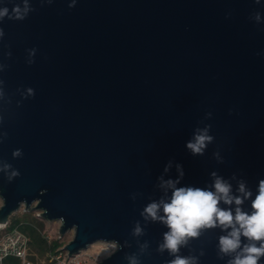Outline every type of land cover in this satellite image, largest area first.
Wrapping results in <instances>:
<instances>
[{
	"label": "water",
	"instance_id": "1",
	"mask_svg": "<svg viewBox=\"0 0 264 264\" xmlns=\"http://www.w3.org/2000/svg\"><path fill=\"white\" fill-rule=\"evenodd\" d=\"M4 9L0 224L22 206L72 233L69 256L113 242L98 264H229L240 249L221 253L219 238L231 229L161 252L169 228L144 209L170 202L167 181L215 191L219 177L252 212L264 180V0H0ZM204 130L212 140L194 154L187 144Z\"/></svg>",
	"mask_w": 264,
	"mask_h": 264
},
{
	"label": "clouds",
	"instance_id": "2",
	"mask_svg": "<svg viewBox=\"0 0 264 264\" xmlns=\"http://www.w3.org/2000/svg\"><path fill=\"white\" fill-rule=\"evenodd\" d=\"M14 11L17 19H23L19 7ZM6 14L7 9L0 11V17ZM211 140L212 137L207 135V130H204L203 133L196 135L194 141L189 142L187 147L194 154H202ZM18 154V152L14 153V155ZM17 174L13 173V175ZM213 175L215 176V173ZM166 183L174 188L170 202H153L144 209L146 218L160 219L169 228L164 234V243L159 246V251L163 252L167 249L170 253H177L180 245L186 243V238L197 237L200 229L219 225L223 230L231 229L227 235L219 238L220 252L227 255L240 249L229 264H258L260 258L264 256V180L260 181L258 194L252 200L250 214L241 210L239 205L243 200L239 196H231V185L219 177L215 179V191L193 187L175 188L173 181ZM239 191L244 193L245 198L251 196L250 192L245 191L243 183L240 184ZM221 200L228 205L234 202L237 205L235 214L230 208L219 207ZM161 204L164 215L158 216ZM140 232L141 229L137 226L135 234L138 235ZM241 236L249 241L242 248ZM255 242H260L259 246ZM131 264H137L134 258H131ZM170 264H195V258L176 256Z\"/></svg>",
	"mask_w": 264,
	"mask_h": 264
},
{
	"label": "built area",
	"instance_id": "3",
	"mask_svg": "<svg viewBox=\"0 0 264 264\" xmlns=\"http://www.w3.org/2000/svg\"><path fill=\"white\" fill-rule=\"evenodd\" d=\"M58 223L60 226V222ZM98 244L101 248L95 255L80 251L71 256L63 250L61 245L53 252H49L44 261L37 263L31 260L27 235L17 228H10L9 221L6 224H0V264H7L9 259H15L18 264H98L101 259L109 256L116 249L113 242H98Z\"/></svg>",
	"mask_w": 264,
	"mask_h": 264
},
{
	"label": "trees",
	"instance_id": "4",
	"mask_svg": "<svg viewBox=\"0 0 264 264\" xmlns=\"http://www.w3.org/2000/svg\"><path fill=\"white\" fill-rule=\"evenodd\" d=\"M44 221L37 218L33 213L24 212L20 217H11L9 220L10 228H17L29 238L30 250L39 257H43L49 252H53L57 247L61 246L57 240L48 242L42 234ZM30 251V252H31ZM31 252V260L34 262L39 259L34 258ZM7 264H18L15 259L7 260Z\"/></svg>",
	"mask_w": 264,
	"mask_h": 264
},
{
	"label": "rangeland",
	"instance_id": "5",
	"mask_svg": "<svg viewBox=\"0 0 264 264\" xmlns=\"http://www.w3.org/2000/svg\"><path fill=\"white\" fill-rule=\"evenodd\" d=\"M0 204H1V200H0ZM23 213H24V210H23V207L21 206L16 212H14L9 217V220L11 217H20ZM31 213H33V215L37 217L36 212H31ZM37 218H39V217H37ZM58 228H59V223L57 221H50V222L44 221L43 228H42L41 232L46 237L48 242L57 240L59 243H62V245H64L71 239L72 233L66 232L63 236L59 237ZM100 248H101V246L98 243H94L83 251H86L88 254L95 255L100 251ZM31 252H32V254H34L33 255L34 258L39 259V261H37V263L44 261L47 254H48L47 253L43 257H39L38 255L33 253V251H31Z\"/></svg>",
	"mask_w": 264,
	"mask_h": 264
}]
</instances>
